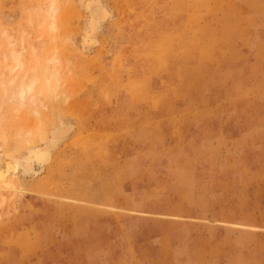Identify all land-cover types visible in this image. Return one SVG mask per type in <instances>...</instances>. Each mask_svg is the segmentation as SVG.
<instances>
[{
	"label": "rangeland",
	"instance_id": "374dc122",
	"mask_svg": "<svg viewBox=\"0 0 264 264\" xmlns=\"http://www.w3.org/2000/svg\"><path fill=\"white\" fill-rule=\"evenodd\" d=\"M105 1L82 54L76 0L42 35L51 0H0V55L4 29L55 55L68 96L0 120L58 137L42 173L0 179V264H264V0Z\"/></svg>",
	"mask_w": 264,
	"mask_h": 264
},
{
	"label": "bare ground",
	"instance_id": "6f19581e",
	"mask_svg": "<svg viewBox=\"0 0 264 264\" xmlns=\"http://www.w3.org/2000/svg\"><path fill=\"white\" fill-rule=\"evenodd\" d=\"M76 1L80 9L82 10V14L84 17V25L82 27V30L80 29L81 32L79 37L80 52L82 54H86L85 52L90 51L94 46H97L100 43L98 38L99 36L98 33L101 31L104 24L108 20H111L113 18V11L110 7H108L107 5L108 3H106L105 0H76ZM59 7L60 6H58L57 0H51L48 9L40 15L39 19L41 20H38L40 35L43 34L44 27L45 28L48 27L49 29L48 28L46 29L51 31L56 29L59 23V21L57 22ZM77 16L81 17L80 15ZM72 31H74V29ZM47 32L49 33V31ZM3 35L7 39V46L10 49L5 50V52L2 53L3 57L2 55H0L1 56L0 69L1 68L3 69L0 72V120L6 121V118L8 116H9L8 118H10V114L8 113V110L11 109L14 105L21 107L31 106L33 108L30 112L31 114H33L34 112V114L41 115L42 112L46 110L45 107L48 106L47 101H39L43 96L49 97V99L50 97H54V99L53 98L52 99L57 100V101H53L51 99L52 104L54 103V107L55 104L57 106H60L62 104L61 102L63 100L61 99L62 100L61 101L59 99L63 97L62 95H64L63 99L67 100L68 96L65 95V93L60 92L63 94L61 95L59 93V98H58V93H55V90L58 88V82H59L57 79V75H58L57 72H59L58 71L59 67L57 68L58 57H56L55 55L52 56V54H50L51 55L50 57L45 58L46 57L45 55L44 59H41L40 58L41 52H39V49H37L36 45L29 43V45L26 46L25 44L24 45L22 44V46L17 49L14 47L17 40L12 36V34L8 33V31L4 29ZM34 39L35 38H33L32 40L34 41ZM27 47L29 49V52L27 50V53L30 55V57L25 59V55L27 54H24V52ZM6 107L8 108L7 111L5 110ZM43 107L45 108V110ZM12 110H14V108ZM14 112L15 115L17 116V113L19 111L15 110ZM11 114L13 113L11 112ZM15 115L13 118H15ZM4 124L3 122H0V179L6 180L9 177H15L19 172H22L24 174H33V175H38L42 173L45 170L46 166L53 161V148L54 145L56 144V140L54 139V136L58 138L54 134H56L57 131L55 132L53 131L52 133H50L52 134V138H53L52 142L49 141L50 139L49 134L45 136L44 132L39 133L36 139L31 140L29 139V137H31L32 132L27 131L28 132L27 136H23L24 132L22 133L21 129H18L17 132L11 130V132H14L11 133L9 130L6 129ZM63 124L64 121L62 119H59L58 125L52 128V130L55 129L67 130V131L70 130V127H64ZM12 134L13 135L17 134L14 137L17 138L18 142L16 140L17 143L15 144V146L14 145L9 146V144L6 145L7 137L8 136L11 137ZM12 141H14V139H12ZM22 143L23 144L26 143V146L24 147L23 150H19L21 147L19 148L18 146L20 144L22 146ZM63 172L64 171H62V173ZM87 194L89 195V193Z\"/></svg>",
	"mask_w": 264,
	"mask_h": 264
}]
</instances>
